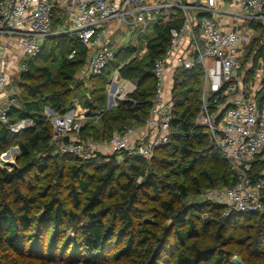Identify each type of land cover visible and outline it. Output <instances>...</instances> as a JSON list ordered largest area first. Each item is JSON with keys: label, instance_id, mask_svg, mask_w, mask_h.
I'll return each mask as SVG.
<instances>
[{"label": "trees", "instance_id": "trees-1", "mask_svg": "<svg viewBox=\"0 0 264 264\" xmlns=\"http://www.w3.org/2000/svg\"><path fill=\"white\" fill-rule=\"evenodd\" d=\"M61 20L60 14L55 15L53 27ZM173 27L178 26H153L155 38L148 41L147 55L119 71L122 79L135 84L136 91L129 101L101 118L100 135L87 122L82 136L110 137L114 131L144 122L155 89L152 69L162 57ZM258 30L264 32V28ZM258 40L248 47V56L255 52L253 65L262 59L264 70V48L258 47ZM72 51L76 56L68 60ZM57 58L58 78L54 79L47 64ZM85 59V49L72 37L52 38L38 57L27 62L26 72L19 77L22 106L17 107L16 97L9 116L12 123L29 121L32 125L17 134L0 125V155L12 147L19 151L10 171L0 168V251L39 261L54 259L56 253L62 258L69 253L72 260L100 261L118 241L119 248L110 254L113 259L135 256L142 259L140 264H160L168 257L172 259L168 264H264V213L225 215L219 205L196 201L204 190L228 188L236 182L222 155L194 125L200 108L198 71L180 72L174 79L171 128L175 134L170 145L156 151L149 161L163 170L148 173L146 161L125 156L122 165L126 170L117 166L113 157L109 164H98L97 160L50 156L54 151L50 146L52 127L45 109L59 116L74 110L76 100L70 98L73 85L75 95L86 91L88 98L80 105L90 117L105 105L107 79L120 64L121 54H116L102 77L89 80V88L74 80ZM263 100L264 80L258 95V101ZM255 168L252 178H261L264 163ZM47 178L64 182L65 199L54 196L53 187L44 183ZM113 187H117L116 195L110 197L107 192ZM143 196L157 197L161 207L159 216L156 210L158 222L152 230L135 227L140 223L134 215L139 219L146 216L139 206ZM189 197L194 202L187 203ZM159 221H168L173 232L167 233ZM67 229L73 230L71 240L63 234ZM2 256L0 252V264H5L8 256Z\"/></svg>", "mask_w": 264, "mask_h": 264}, {"label": "built area", "instance_id": "built-area-1", "mask_svg": "<svg viewBox=\"0 0 264 264\" xmlns=\"http://www.w3.org/2000/svg\"><path fill=\"white\" fill-rule=\"evenodd\" d=\"M58 14L62 20L55 30ZM159 23L178 27L169 30L168 45L154 63L155 89L144 122L110 137L82 136L87 122H99L130 100L136 86L119 71L147 55L153 26ZM258 28H264V0H0V125L13 134L31 127L29 121L12 123L9 111L17 92L9 85L26 72L27 62L40 55L47 40L70 36L86 51L84 78L102 77L118 52L121 62L107 79L105 105L90 117L74 110L59 116L45 109L54 153L80 162L113 155L150 161L175 134L176 75L198 71L200 108L194 125L208 136L236 182L204 190L196 201L224 206L225 215L264 213V175L252 178L253 165L264 161V100L258 101L264 71L259 65L249 76L255 52L247 55ZM150 29L152 36L140 40ZM258 47H263L262 40ZM75 56L72 51L67 59ZM6 157L7 152L0 155V165Z\"/></svg>", "mask_w": 264, "mask_h": 264}, {"label": "rangeland", "instance_id": "rangeland-1", "mask_svg": "<svg viewBox=\"0 0 264 264\" xmlns=\"http://www.w3.org/2000/svg\"><path fill=\"white\" fill-rule=\"evenodd\" d=\"M55 27H53L55 30H57L59 27H56V25H54ZM152 36V30H148L146 31V33L144 35H142L140 37V40L142 38H147V37H151ZM260 39L263 41V48H264V32L263 33H259L257 35V40ZM258 40V42L260 41ZM50 39L47 40L46 42L49 43ZM130 56V54L128 55ZM58 59L56 61L53 62H50L49 64H47V66H49V70L52 72L53 74V78L54 79H57L58 78V74H57V69L59 67V62H58ZM256 68V64L253 66V69ZM254 71V70H252ZM78 72V71H77ZM76 72V73H77ZM78 74V73H77ZM91 79V78H90ZM89 79V80H90ZM75 80V79H74ZM36 82V81H35ZM38 83V81H37ZM75 83L76 84H83L84 85V88H86L85 86H90L88 80L84 83V81H79V80H75ZM12 84L15 85V88L17 87V89H14L15 92H17V96H19V101H18V106L17 107H20L22 106V101H21V98H22V94H21V91H20V85H19V77L18 78H15L12 82ZM72 88V93L70 95V98H74V100H76V102L74 103V106H75V112H78L80 114L81 112V105L80 103L81 102H84V100H86L88 97H85L86 95V91H85V94L83 92H81L82 90H80V94L78 96L75 95V90L73 89L74 86L72 85L71 86ZM88 88V87H87ZM89 89H87L88 91ZM78 96V97H77ZM81 96H84V98L80 99ZM16 104V103H15ZM14 104V105H15ZM91 126H94L95 130L98 131V134L100 135L102 133V123L99 121V122H95V123H90ZM16 148L12 147L10 149H8L7 152L8 153V157H6L5 159H3V163L2 165H0V168L2 169H6L7 171H10L14 166H15V157L19 155V151L15 150ZM55 153L54 151L51 152V155L50 156H54ZM113 158H115V162H116V165L119 166L120 168H123V170H126V168L122 165L123 164V156L120 157V156H115L113 155L112 156ZM112 157H101V158H98L96 163L98 164H104V163H107L109 164L110 163V160L112 159ZM145 161V160H144ZM145 167L148 171V173H153L154 170H157L159 169L160 171L163 170V168H158V167H155L152 162H149V161H146L145 162ZM168 171L170 169L166 168ZM166 170V171H167ZM159 176V175H158ZM160 177V176H159ZM138 182H142V179H138ZM45 184H49V186H52L53 187V194L54 196L58 197V198H64L65 199V185H64V182L62 181L61 183H54L53 180H50L49 178H47L44 182ZM117 187H113L111 189V192L108 191L107 192V195H109L110 197L113 196V195H116V190ZM157 197H149V196H143L142 199H141V203H140V207L142 208L143 210V213L146 214L145 217L143 218H140L138 217V215H134V220L136 222H139L140 225H135V227H144V228H150L152 230V228L156 227V226H153V224L155 222H158L155 218V215L157 214L156 213V210H158V216L160 215V210H161V207L158 205L157 203V200H156ZM192 203L194 202V198L193 197H189L188 198V202L187 203ZM223 208V212H226L225 211V207L224 206H221ZM138 220V221H137ZM159 223H161L162 226H164L165 230L167 233H172L173 231H170V223L168 221H166L165 223H162L159 221ZM61 233V232H60ZM63 234L65 235V238H67L68 240H71L72 239V235H74L73 233V230H63ZM169 235V234H168ZM171 234H170V240L171 239ZM114 240V239H113ZM120 242V241H119ZM171 242V241H170ZM123 245V244H122ZM112 247L109 249L110 251L108 252V255L107 257L103 258L102 260H89L88 262H85L83 261V259H70L69 257L65 256V257H61L60 256V253H56L55 256L56 258L54 259H51L49 261H47L48 259H44L42 261H39L33 257H30V256H27V255H23V256H20V257H16V255H11L10 252L8 251H0L2 252L3 256H8V258L6 259V263L5 264H140V262L142 261V259H140L139 257H135V256H132V257H122L120 259H113L112 254L114 251H116V249L119 248V245H118V241H114L113 244L111 245ZM122 247V246H121ZM26 254V253H25ZM84 258V257H83ZM233 259H235V256L233 257ZM168 260H172L170 259V257H168L167 261H162L160 264H168Z\"/></svg>", "mask_w": 264, "mask_h": 264}, {"label": "crops", "instance_id": "crops-1", "mask_svg": "<svg viewBox=\"0 0 264 264\" xmlns=\"http://www.w3.org/2000/svg\"><path fill=\"white\" fill-rule=\"evenodd\" d=\"M187 1H194L195 2V0H187ZM259 33H260V31H259ZM258 33V34H259ZM257 34V35H258ZM155 38V36H153L150 40H152V39H154ZM255 39L257 40V36L255 37ZM247 55H248V50H247ZM248 57V56H247ZM259 65H262V69H263V62H262V59H258L257 60V62H256V67L257 66H259ZM254 66V65H253ZM254 70V69H253ZM264 71V70H263ZM83 72H84V65H83V67L80 69V70H78V74L76 73L75 74V76H74V79L75 80H79V81H84V83L88 80V82H89V79H87V78H84L83 77ZM253 72L254 71H251V73L249 74V76L250 75H252L253 74ZM20 77V76H19ZM16 78H18V77H16ZM15 78H13L12 79V81H11V83H10V85H9V88L8 89H11V88H13V90L14 89H17L18 90V88L16 87L15 88V85L14 84H12V82H13V80H14ZM86 88L88 87L89 88V86H85ZM15 91V90H14ZM105 103H106V101H105ZM81 110V112H80V114H84L85 115V113H84V111H82V109H80ZM74 111H75V109H74ZM78 113V112H77ZM79 114V113H78ZM87 116V115H86ZM262 163H264V161L263 162H257V163H255L254 165H253V172L256 170V165H260V164H262ZM263 173H261V174H263L264 175V171H262Z\"/></svg>", "mask_w": 264, "mask_h": 264}, {"label": "water", "instance_id": "water-1", "mask_svg": "<svg viewBox=\"0 0 264 264\" xmlns=\"http://www.w3.org/2000/svg\"><path fill=\"white\" fill-rule=\"evenodd\" d=\"M63 142L66 144V143L68 142V138L65 137V138L63 139ZM15 150L17 151V149H15ZM235 263H236V264H242V263L237 262V261H235Z\"/></svg>", "mask_w": 264, "mask_h": 264}]
</instances>
